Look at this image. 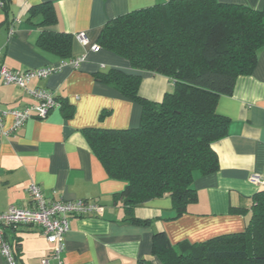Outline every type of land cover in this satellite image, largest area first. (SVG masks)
<instances>
[{
    "label": "crops",
    "instance_id": "crops-1",
    "mask_svg": "<svg viewBox=\"0 0 264 264\" xmlns=\"http://www.w3.org/2000/svg\"><path fill=\"white\" fill-rule=\"evenodd\" d=\"M159 0H7L0 10V62L12 70H26L58 64L62 60L87 54L80 67L68 64L46 79H35L29 87H42L74 106L71 117L55 108L46 119H29L12 135L0 134V212L12 205L31 206L28 188L32 182L42 186L50 199H89L99 201L100 214L75 217L66 235L63 264H163L153 251L156 233H166L171 244L192 243L228 233L244 231L249 223L253 197L264 190L249 178L259 174L264 181V48L250 74L237 78L233 93L222 95L217 112L229 120L227 134L213 143L219 168L210 174L194 172L197 201L188 212L175 218L169 196L155 198L137 206L129 220L117 194L126 182L109 177L91 149L84 129L134 128L140 124L142 106L96 75L110 69L140 74L139 94L161 101L174 88L162 74L138 71L117 54L99 48L90 50L76 34L86 32L97 44L101 30L111 19L150 7ZM164 1V0H161ZM256 9L264 0H220ZM49 3L55 13L53 24H41L42 15L30 9ZM11 26L14 32L10 34ZM44 30L72 36V56L62 59L38 45ZM35 103L25 89L0 81V109L22 108ZM104 116L101 118V113ZM13 123L5 119V129ZM19 264H42L53 245L40 227L15 225L7 229ZM1 246V238H0ZM0 264H7L0 254ZM50 264H58L51 259Z\"/></svg>",
    "mask_w": 264,
    "mask_h": 264
},
{
    "label": "trees",
    "instance_id": "trees-1",
    "mask_svg": "<svg viewBox=\"0 0 264 264\" xmlns=\"http://www.w3.org/2000/svg\"><path fill=\"white\" fill-rule=\"evenodd\" d=\"M30 12L42 15L41 24L55 22L49 3ZM38 45L62 59L72 56V36L63 32L44 30ZM97 45L127 59L138 71L162 74L174 83L157 102L139 94L140 74L119 69L97 74V80L142 106L141 121L134 128L89 127L84 132L109 177L126 182L117 198L129 220L140 223L135 208L165 196L178 218L198 199L194 172L205 175L219 168L213 143L227 134L229 120L217 112V104L222 95L233 93L239 76L257 65L264 48V6L159 0L111 19ZM56 98L63 115L73 116L74 106ZM153 251L163 264H264V190L253 197L244 231L176 244L166 233H156Z\"/></svg>",
    "mask_w": 264,
    "mask_h": 264
},
{
    "label": "built area",
    "instance_id": "built-area-1",
    "mask_svg": "<svg viewBox=\"0 0 264 264\" xmlns=\"http://www.w3.org/2000/svg\"><path fill=\"white\" fill-rule=\"evenodd\" d=\"M4 7L5 1L0 0V10ZM13 32L14 27L11 26L9 33ZM76 38L83 45L89 46L92 51H97L100 48L97 44L90 42L84 31L77 33ZM86 58L87 54H83L70 60H62L55 65L26 70H12L0 62V81L7 85H17L27 90L35 98V103L22 108L0 109V134L12 135L21 129L29 119H46L52 110L60 108L62 104L52 91L42 87L30 88V83L35 79H46L68 64L78 68ZM8 116H12L13 123L9 129H5V119ZM249 179L258 185L264 182L261 175L256 173L251 174ZM28 191L31 197V206L12 205L8 210L0 212V254L7 264H19L6 231L12 226L25 224L40 227L48 242L53 245L50 255L42 259V264H50L51 259L56 260L58 264H63L62 253L65 249V239L70 230L71 220L75 217L100 214L104 207L99 201L83 198L50 199L45 195L42 186L35 182L30 184Z\"/></svg>",
    "mask_w": 264,
    "mask_h": 264
}]
</instances>
